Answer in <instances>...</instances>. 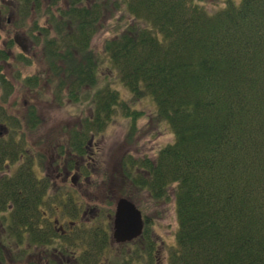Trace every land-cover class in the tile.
Returning a JSON list of instances; mask_svg holds the SVG:
<instances>
[{
	"label": "trees",
	"instance_id": "16d2710c",
	"mask_svg": "<svg viewBox=\"0 0 264 264\" xmlns=\"http://www.w3.org/2000/svg\"><path fill=\"white\" fill-rule=\"evenodd\" d=\"M201 1L51 0L46 9L55 34L44 29L47 55L69 77V95L77 98L84 86L94 90L91 114L69 132L78 157L117 112L135 121L143 110L130 103L145 96L155 103V116L169 123L173 140L154 158L129 157L122 170L130 188L147 190L155 201L166 200L173 185L178 227L167 264H264V0H226L211 12ZM108 4L130 19L104 43L112 82L128 88V101L111 80L99 81L98 58L90 50ZM41 5L16 0L15 10L23 20L33 9L41 12ZM4 53L0 49V60ZM0 87L8 91L5 101L12 84L1 64ZM27 117L29 127L38 124L34 107ZM15 132L0 136V169L5 158L17 162L13 172L0 176V220L5 234L16 235V247L27 238L44 249L62 238L53 252L64 256L67 245L73 248L66 264H158L147 214L142 235L115 246L111 217L105 225L85 220L68 195L62 203L70 205L72 221L64 232L57 228L43 206L48 184ZM78 167L87 171L82 162ZM119 195L130 197L124 190ZM39 260L24 264H44Z\"/></svg>",
	"mask_w": 264,
	"mask_h": 264
},
{
	"label": "rangeland",
	"instance_id": "374dc122",
	"mask_svg": "<svg viewBox=\"0 0 264 264\" xmlns=\"http://www.w3.org/2000/svg\"><path fill=\"white\" fill-rule=\"evenodd\" d=\"M41 1V12L33 9L21 20V14L15 10L16 0H0V49L6 54L0 64L12 84L5 101L2 96L8 91L4 92L0 87V136L9 138L16 130L15 138L24 139L25 148L33 156L36 174L48 184L43 206L54 223L55 217L58 219L56 227L69 228L72 220L67 214V208L70 205L62 203V200L67 201L70 195V200L82 209L85 220L95 218L97 223L105 225L111 217V238L114 201L124 190L144 214L152 217L150 232L158 247L156 260L158 264H167L169 251L176 245L175 233L178 227L173 185L168 188L169 197L166 200L155 201L147 190L130 188L122 170L124 161L129 157L154 158L159 148L173 140V131L167 121L155 116V103L152 98L145 96L130 103L143 110L135 121L117 112L102 130L93 132L85 156L78 157V152L69 144V132L79 126L83 117L91 114V94L94 90L84 86L77 98L68 94L69 77L60 68H53L54 61L47 55L45 44L44 29H49V35L55 34L53 27L49 26L51 12L46 9L51 0ZM225 2L201 1L209 12ZM107 8L100 28L91 39L90 50L98 58L99 81L111 80L128 101L131 96L128 88L118 80L112 82L104 43L125 29L130 19L122 17V9L111 11V4ZM53 14L59 16L58 10H53ZM58 64L63 66L64 62L58 60ZM30 76L37 77V84L28 85L23 82L24 78ZM32 107L39 120L35 127L27 124V114ZM8 116L14 119H11V123L4 119ZM80 162L84 163L86 172L79 169ZM1 164L0 176L13 172L17 162L5 158ZM50 202L54 206L52 210L46 205ZM3 226L0 220L4 264H24L26 260L32 259L54 260V264H66L67 259L68 263L72 261L70 253L73 248L68 245L63 257L53 252L55 245L60 246L62 238H57L55 243L44 249L28 244L27 238H24L20 247H16V235L5 234ZM117 251L120 252V248ZM56 260L59 262L56 263Z\"/></svg>",
	"mask_w": 264,
	"mask_h": 264
},
{
	"label": "water",
	"instance_id": "95a60500",
	"mask_svg": "<svg viewBox=\"0 0 264 264\" xmlns=\"http://www.w3.org/2000/svg\"><path fill=\"white\" fill-rule=\"evenodd\" d=\"M143 217L136 204L125 196L115 201L112 238L116 243L131 241L142 233Z\"/></svg>",
	"mask_w": 264,
	"mask_h": 264
},
{
	"label": "flooded vegetation",
	"instance_id": "af4514ba",
	"mask_svg": "<svg viewBox=\"0 0 264 264\" xmlns=\"http://www.w3.org/2000/svg\"><path fill=\"white\" fill-rule=\"evenodd\" d=\"M143 215H144V222L146 223L147 216H146L145 214H143ZM57 222H58V221H57V218H55V223H57ZM49 224H50V223H49ZM57 228L61 229L62 232H64V230H65V228H63V227H61V226H60V227H57ZM55 256H56V255H55ZM57 256H60V255L58 254ZM57 256H56V257H57ZM56 257H55V258H56ZM60 257H63V256H60ZM55 258H54V259H55ZM62 260H63V259H62ZM39 261L44 262V264H49L52 260H51V261H48V260H46V259H45V260L40 259ZM53 261H54V260H53ZM56 261H57L56 263L59 262V260H56Z\"/></svg>",
	"mask_w": 264,
	"mask_h": 264
}]
</instances>
